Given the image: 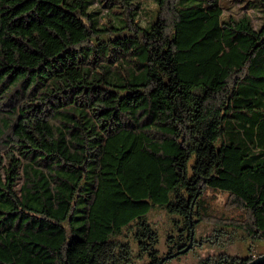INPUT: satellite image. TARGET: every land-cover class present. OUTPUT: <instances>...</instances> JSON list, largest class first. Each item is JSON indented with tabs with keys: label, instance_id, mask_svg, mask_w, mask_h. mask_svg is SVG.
<instances>
[{
	"label": "trees",
	"instance_id": "16d2710c",
	"mask_svg": "<svg viewBox=\"0 0 264 264\" xmlns=\"http://www.w3.org/2000/svg\"><path fill=\"white\" fill-rule=\"evenodd\" d=\"M204 222L264 243V23L223 0H0V264H131L132 242L159 264Z\"/></svg>",
	"mask_w": 264,
	"mask_h": 264
},
{
	"label": "rangeland",
	"instance_id": "374dc122",
	"mask_svg": "<svg viewBox=\"0 0 264 264\" xmlns=\"http://www.w3.org/2000/svg\"><path fill=\"white\" fill-rule=\"evenodd\" d=\"M256 2H243L234 0H223L225 8V16H233L235 18H242L247 15L251 18L253 26L257 29L264 23V14L262 7ZM249 6H253L251 8ZM97 11L102 10L99 6L95 8ZM208 198L218 211H226L230 207L224 203L226 201L225 195L209 191ZM148 222L152 225L159 234V244L157 249L162 255L167 251V244L170 237L177 235L175 233L176 227L173 222V217L166 211L155 209L147 218ZM195 237L201 239V245L189 250L187 253L179 255L168 261L167 264H201L206 261H214L220 258H259L264 256V243L254 242L252 238H248L246 234L236 231L234 229H222L213 222L201 223L195 229ZM133 245V258L131 264H148L147 258L140 259L138 257L137 246ZM176 253V252H175ZM247 259V260H248Z\"/></svg>",
	"mask_w": 264,
	"mask_h": 264
},
{
	"label": "water",
	"instance_id": "95a60500",
	"mask_svg": "<svg viewBox=\"0 0 264 264\" xmlns=\"http://www.w3.org/2000/svg\"><path fill=\"white\" fill-rule=\"evenodd\" d=\"M192 249V242L188 244V246L185 249L179 250L178 252L174 253L173 255L166 256L163 258L159 264H163L167 259H172L174 257H177L179 255L187 253L189 250ZM264 263V256L257 258L256 260L250 262L249 264H263Z\"/></svg>",
	"mask_w": 264,
	"mask_h": 264
},
{
	"label": "flooded vegetation",
	"instance_id": "af4514ba",
	"mask_svg": "<svg viewBox=\"0 0 264 264\" xmlns=\"http://www.w3.org/2000/svg\"><path fill=\"white\" fill-rule=\"evenodd\" d=\"M189 241L192 242V249L201 245V243H202L201 239L199 240V239H197V237H195V233H194V235L192 234V237L190 238ZM176 251L178 252L179 248H177ZM170 260H172V259H167L163 264H167V262Z\"/></svg>",
	"mask_w": 264,
	"mask_h": 264
}]
</instances>
